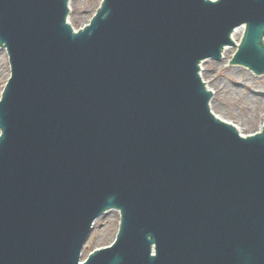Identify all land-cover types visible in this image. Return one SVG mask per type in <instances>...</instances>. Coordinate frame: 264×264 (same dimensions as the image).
<instances>
[{
  "label": "water",
  "instance_id": "1",
  "mask_svg": "<svg viewBox=\"0 0 264 264\" xmlns=\"http://www.w3.org/2000/svg\"><path fill=\"white\" fill-rule=\"evenodd\" d=\"M70 13L0 0V264H264V127L217 117L200 74L242 24L233 62L264 73V0H103L77 33Z\"/></svg>",
  "mask_w": 264,
  "mask_h": 264
},
{
  "label": "rangeland",
  "instance_id": "2",
  "mask_svg": "<svg viewBox=\"0 0 264 264\" xmlns=\"http://www.w3.org/2000/svg\"><path fill=\"white\" fill-rule=\"evenodd\" d=\"M102 0H71L70 22L79 29L89 22ZM234 40L240 39L245 28L240 26ZM227 50V52H226ZM222 59L207 58L203 63V76L212 87L213 111L223 119L236 123L241 133L253 134L264 124V75L255 74L244 65L231 64L237 46L229 45ZM10 61L7 50L0 48V94L9 79ZM120 212L112 210L97 218L91 234L86 240L83 257L94 249L109 246L114 241L120 225Z\"/></svg>",
  "mask_w": 264,
  "mask_h": 264
},
{
  "label": "bare ground",
  "instance_id": "3",
  "mask_svg": "<svg viewBox=\"0 0 264 264\" xmlns=\"http://www.w3.org/2000/svg\"><path fill=\"white\" fill-rule=\"evenodd\" d=\"M237 29H238V27H237L236 30L233 32V39H234V34L236 33V31L238 32ZM227 47H228V46H227ZM227 47H226V48H227ZM226 48L224 49V51L226 50ZM226 52H227V50H226ZM209 87H210V85H209ZM210 88H212V87H210ZM213 92H214V91H213Z\"/></svg>",
  "mask_w": 264,
  "mask_h": 264
}]
</instances>
